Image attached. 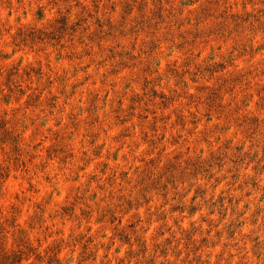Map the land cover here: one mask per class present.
I'll return each instance as SVG.
<instances>
[{
  "label": "rangeland",
  "instance_id": "374dc122",
  "mask_svg": "<svg viewBox=\"0 0 264 264\" xmlns=\"http://www.w3.org/2000/svg\"><path fill=\"white\" fill-rule=\"evenodd\" d=\"M0 264H264V0H0Z\"/></svg>",
  "mask_w": 264,
  "mask_h": 264
}]
</instances>
